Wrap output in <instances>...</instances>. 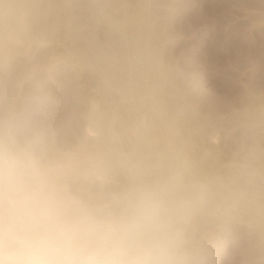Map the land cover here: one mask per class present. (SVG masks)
<instances>
[{
  "label": "clouds",
  "instance_id": "1",
  "mask_svg": "<svg viewBox=\"0 0 264 264\" xmlns=\"http://www.w3.org/2000/svg\"><path fill=\"white\" fill-rule=\"evenodd\" d=\"M0 264H264V0H0Z\"/></svg>",
  "mask_w": 264,
  "mask_h": 264
}]
</instances>
